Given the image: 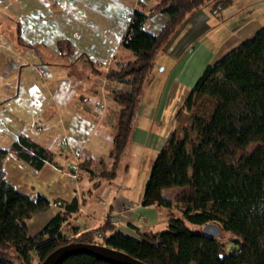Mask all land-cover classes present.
<instances>
[{
  "label": "crops",
  "instance_id": "crops-1",
  "mask_svg": "<svg viewBox=\"0 0 264 264\" xmlns=\"http://www.w3.org/2000/svg\"><path fill=\"white\" fill-rule=\"evenodd\" d=\"M158 1L0 0V147L25 134L52 150L63 167L69 162L71 170L75 157L78 163L88 162L74 177L66 167L49 162L34 171L13 154L4 157L3 178L12 187L30 199L41 195L51 201L46 210L27 219L30 234L38 233L74 198L77 211L61 228L66 235L96 230L108 221L119 232L137 238L139 232L158 231L153 229L159 222L167 225L168 207L142 203L145 182L139 184L130 175L114 183L125 151L116 175L100 176L113 163L112 141L121 108L112 93L129 87L107 78L106 72L134 59L121 47L124 28L136 7L147 13ZM207 17V7L194 12L155 57L161 69L144 86L129 142L131 156L139 161L148 149L146 143L156 155L169 134L176 132L172 129L183 116L178 114L185 97L203 69L264 28L261 8L209 48ZM167 21L165 13L155 12L144 29L156 34ZM166 110L172 114L167 132L151 131L140 121L161 122ZM130 166L125 165L126 172ZM185 189L171 187L160 193L173 202Z\"/></svg>",
  "mask_w": 264,
  "mask_h": 264
},
{
  "label": "trees",
  "instance_id": "trees-1",
  "mask_svg": "<svg viewBox=\"0 0 264 264\" xmlns=\"http://www.w3.org/2000/svg\"><path fill=\"white\" fill-rule=\"evenodd\" d=\"M230 1L159 0L147 13L136 7L130 14L120 43L134 59L106 72L107 78L129 87L112 93L121 108L112 141L113 163L100 176L116 175L158 52L203 5L215 13ZM159 11L168 21L156 34L145 30L148 17ZM184 110L194 112L190 129L196 140L185 130L183 137L169 134L153 158L142 202L170 207L161 190L184 186L174 200L181 214L169 216L164 231L139 232L137 238L119 232L108 221L96 230L71 236L61 232L77 211V198L65 203L38 233L30 234L27 219L46 210L51 201L41 195L30 199L12 187L3 178L4 157L13 154L34 171L49 162L71 173L70 163L61 166L52 150L25 134L8 147H0V264H39L52 250L74 243L113 247L145 264H264V28L203 69L178 115ZM86 163L80 162L79 168ZM206 223H216L224 239L203 236L201 227ZM225 239L232 243L228 252ZM60 264L109 263L88 253H75Z\"/></svg>",
  "mask_w": 264,
  "mask_h": 264
},
{
  "label": "rangeland",
  "instance_id": "rangeland-1",
  "mask_svg": "<svg viewBox=\"0 0 264 264\" xmlns=\"http://www.w3.org/2000/svg\"><path fill=\"white\" fill-rule=\"evenodd\" d=\"M202 7H207V14L209 17L206 19V26L210 28V31L206 34L205 39H207V45L209 48H214L221 40H223V37H225L229 30H232L234 27H237L238 25L242 24V22L246 19L251 17L254 13H256L261 8H264V0H232L229 2V4L221 9H218L215 13H212L207 5H203ZM251 35V34H250ZM251 38L250 36H247V38ZM212 50V49H210ZM161 69V66L159 62L155 59L153 63V67L150 71L149 77L151 78L155 73L158 72V70ZM205 106V105H204ZM192 113L189 111H183V116H180L177 120V125L175 128L172 129L176 131V134L179 137H183V131L189 132L190 139L193 141L196 140V134L191 131V123L190 119L192 116ZM172 114L168 112L167 110L164 111L163 118L161 122H156L155 120H140L141 123L148 125L147 128H149L151 131L153 130H163V132H167L169 127V117ZM140 121L138 122L140 124ZM181 125V127H179ZM136 145V144H135ZM145 147L148 148L145 150L144 153H141L140 161L137 160L136 156L132 155V148H130V143L127 145L126 150L123 154V164L118 169V176L115 178L114 183L122 182L123 180L127 179V176L132 175L135 177V181L140 180L139 184L145 182L147 177L150 173V167L153 163V158L155 156V152L152 153L151 148L147 146V143L145 144ZM135 161H137L135 169L132 163L135 165ZM131 165L130 170L127 172L125 171V165ZM139 167V168H138ZM191 173V170L189 168V174ZM183 187V186H182ZM170 207H168V211L170 213V216L179 217L181 214L180 206H177L174 201L170 202ZM166 229V222H159L156 227L153 230L158 231H164ZM70 236V234H67ZM220 238L224 239V235L221 233L219 235ZM99 239V236L96 238ZM226 240V239H225ZM223 241L226 247V251L228 252L232 246L231 241ZM35 261L37 262V259L35 258Z\"/></svg>",
  "mask_w": 264,
  "mask_h": 264
},
{
  "label": "water",
  "instance_id": "water-1",
  "mask_svg": "<svg viewBox=\"0 0 264 264\" xmlns=\"http://www.w3.org/2000/svg\"><path fill=\"white\" fill-rule=\"evenodd\" d=\"M201 228L203 236L213 239L218 237L221 232L220 227L216 223H206ZM75 253H88L101 258L109 264H145L139 259L127 255L123 250L120 251L113 247L89 243L63 244V246L52 250L39 264H60L64 259L75 255Z\"/></svg>",
  "mask_w": 264,
  "mask_h": 264
},
{
  "label": "built area",
  "instance_id": "built-area-1",
  "mask_svg": "<svg viewBox=\"0 0 264 264\" xmlns=\"http://www.w3.org/2000/svg\"><path fill=\"white\" fill-rule=\"evenodd\" d=\"M79 171V163L77 162V158L75 157V164H73V165H71V175L72 176H74V177H76L77 175V172ZM100 237L101 236V234L100 233H98L97 235H96V238L97 237Z\"/></svg>",
  "mask_w": 264,
  "mask_h": 264
}]
</instances>
